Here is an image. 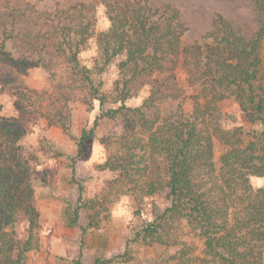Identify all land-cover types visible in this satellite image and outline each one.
Listing matches in <instances>:
<instances>
[{"label":"trees","instance_id":"1","mask_svg":"<svg viewBox=\"0 0 264 264\" xmlns=\"http://www.w3.org/2000/svg\"><path fill=\"white\" fill-rule=\"evenodd\" d=\"M251 1L261 16L255 27L218 16L211 42L182 48L186 25L171 2L101 0L110 26L100 32L93 2L40 11L26 0H0L2 91L15 98L21 114L38 112L49 99L22 83L20 72L29 65L65 67L56 89L63 102L79 98L105 104L112 94L96 88L94 81L120 58L114 91L120 108L114 111H120L129 129L151 133L154 169L149 183L153 189L167 188L171 196V205L156 212L136 239L166 237L170 248H179L181 240L173 230L184 219L205 241L206 264H264V188L254 190L250 184V177H264V0ZM89 49L95 51L90 66L82 60ZM180 57L189 86L198 89L194 110L187 114L178 107L161 119L160 102L184 97L175 72ZM145 88L149 94L142 104L128 106ZM227 100L242 106L245 123L236 125L222 113L220 104ZM63 111L55 123L66 129ZM24 136L15 121L0 119V256L11 249L4 228L18 210L28 214L31 233L38 226L31 178L37 158L26 154L20 143ZM214 139L226 149L219 171L213 161ZM131 160L120 162L126 175ZM79 188L81 199L83 186ZM29 250L27 242L24 251ZM176 252L173 258L180 255Z\"/></svg>","mask_w":264,"mask_h":264},{"label":"rangeland","instance_id":"2","mask_svg":"<svg viewBox=\"0 0 264 264\" xmlns=\"http://www.w3.org/2000/svg\"><path fill=\"white\" fill-rule=\"evenodd\" d=\"M26 1L40 11L52 10L58 4L93 2L97 8V30L101 32L110 26L101 0ZM158 1L171 2L180 9L186 25L181 37L182 48L211 42L209 33L218 16L245 28L255 27L261 17L251 0ZM94 56V49L85 51L83 64L90 66ZM119 62L120 58L105 74L95 78L96 88L112 94L105 104L97 100L88 103L79 98L63 102L56 89L65 78V67L46 69L40 64L29 65L20 72L22 83L48 94L49 99L38 112L28 114H21L15 107V98L2 91L1 78L5 76L0 77V119H11L24 129L25 136L20 143L26 154L37 158L31 178L33 201L39 213L33 233L29 216L22 209L5 226L4 231L9 234L6 245L11 249L0 256V264H206L202 261L206 257L205 241L184 219L173 230L181 240L179 248H170V239L166 237L163 241L136 239L137 233L155 219L156 212L171 205V196L167 188L153 189L149 183L153 181L154 169L151 133H143L136 126L129 129L120 118V111H114L120 108V102L114 101ZM175 72L184 97L174 102H160L161 119L178 107L187 114L194 110L198 89L189 86L181 57ZM148 94L149 88H145L140 98L130 100L127 105L142 104ZM63 108L66 129L55 123L58 120L55 116ZM220 108L228 119L232 116L236 120V125L247 121L242 106L234 100L222 102ZM225 150L214 139L213 161L217 171ZM129 157L132 160L126 175L120 162ZM157 159L163 160L161 156ZM250 184L254 190L264 188V177L252 176ZM80 185L83 186L81 199ZM27 242L30 250L24 251ZM177 250L180 255L173 258Z\"/></svg>","mask_w":264,"mask_h":264}]
</instances>
